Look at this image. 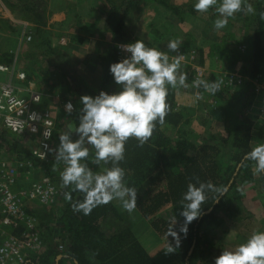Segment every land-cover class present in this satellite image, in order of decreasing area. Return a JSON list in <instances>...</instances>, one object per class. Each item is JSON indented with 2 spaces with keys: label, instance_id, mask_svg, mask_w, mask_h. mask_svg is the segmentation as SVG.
Masks as SVG:
<instances>
[{
  "label": "rangeland",
  "instance_id": "rangeland-1",
  "mask_svg": "<svg viewBox=\"0 0 264 264\" xmlns=\"http://www.w3.org/2000/svg\"><path fill=\"white\" fill-rule=\"evenodd\" d=\"M114 1L120 3L122 0ZM163 1L171 6L180 7H186L196 2V0ZM258 1L245 0L253 7ZM5 3L13 4L15 7H8ZM99 3H101L102 12L107 15L109 12L107 0H99ZM36 7L37 0H0V54L8 53L13 54L14 57L18 56L19 69L27 71L29 79L35 82L42 94L40 108L49 111L55 118L54 149L59 144V135L68 131L69 126L75 127V111L78 109L79 112L81 108L77 107L81 105L78 92L81 93L86 88H83V81L80 77L77 81L74 80L76 83L73 82V76L68 77L71 81L70 84L60 76L62 71L54 69L55 72H53L51 67L42 66L40 62L32 58L33 54H30V51L39 52L36 51L37 43L40 42V38L44 34H39V28L36 27L35 20L41 18V14L37 15L39 12L35 10ZM9 13L16 22H11L6 18ZM191 16L194 17L193 22H186L155 0H141L132 10L126 25L130 43L142 39L147 46L166 52L171 60L176 53L169 51L167 44L170 40L177 39L180 41L179 51L184 54L179 71L183 72L185 66L192 63L196 67V79L214 74L218 80L223 81L221 87L224 90L225 100L211 97L207 93L201 95L192 85H188L186 88H175L177 110L179 109L182 119L176 127H164V132L171 138H176L180 133H184L189 140L196 144H200L204 138L210 135L225 137L227 136V126H232L235 114L240 111L242 105L245 106V99L251 94L253 104L239 118L242 121H248L252 126V147L264 142V139L261 138L264 125V81L255 82L246 74L255 28L254 15L243 12L240 15L236 13L232 18H229L227 26L221 30H216L213 27L215 19L218 18L215 6L206 13L196 12ZM193 27H195L194 31L191 30ZM86 32L88 31L79 25V30L71 31L68 35H73L71 40L79 43L81 39L85 40ZM105 32L104 39H107V44H109L111 36L106 29ZM28 37H31V40H28ZM3 38L7 42H4ZM68 39L70 38L68 37ZM68 39L64 42L60 38V45L65 46ZM208 43L211 44L208 45ZM82 53L87 56L85 52ZM235 61L236 63L233 64ZM39 71L43 73L42 76L39 75ZM7 80L8 76L0 74V82ZM67 102H71L75 108L71 115H68L64 109ZM179 106L183 108H179ZM16 138L32 150L33 145L28 139ZM77 138L73 134V139ZM0 160L12 162L15 159L7 153L6 149L1 148ZM48 164L54 175L50 180L63 192L65 189L61 187L60 173L64 165L55 163L53 153ZM88 164L94 171L97 170L91 159ZM103 167L106 166L103 165ZM43 170L41 166L37 167L30 174V180L45 181L44 174L46 172ZM27 182H22L20 188H28ZM238 190L240 191L238 198L242 203L240 210L242 215H231L227 209L228 206H224L216 214L214 223L208 224L204 229L206 234L203 240L210 251V256L208 255L206 258L207 261H214L222 250L234 249L244 243L254 231H264V181L259 174H255L254 180L239 181ZM231 202L233 201L230 200L229 205ZM63 206L59 193L53 206L46 207L37 203H29L28 209L38 211L40 221L46 223L47 227L55 228V220L60 217ZM124 213L120 215L122 218L120 217L119 220L111 215L107 223L108 232L114 231L117 227H130L132 231L134 230L138 240L143 237L142 240H144L149 255L157 264H186V262L207 264L206 260L203 261L199 258V252L193 256V251L190 252L188 258H185L184 263L183 251L175 247L174 239L163 238L153 230L152 219L143 218L137 209L131 214L126 211ZM151 230L152 232H150ZM41 236L43 238V234ZM60 242L62 241L56 237L44 236L43 239L46 248L49 246L57 251H59L57 247ZM192 256L193 259H190Z\"/></svg>",
  "mask_w": 264,
  "mask_h": 264
},
{
  "label": "trees",
  "instance_id": "trees-1",
  "mask_svg": "<svg viewBox=\"0 0 264 264\" xmlns=\"http://www.w3.org/2000/svg\"><path fill=\"white\" fill-rule=\"evenodd\" d=\"M140 1L122 0L118 3L114 0H107L109 12L105 29L111 36V44L101 56L103 68L107 71V82L111 76L110 65L118 62L115 45L131 42L126 25L132 10ZM155 1L171 10L180 19L187 14L195 15L197 12L194 10V4L180 7L171 6L163 0ZM5 4L15 7L13 4ZM254 9L256 10L253 14L255 28L246 74L250 79L256 81L264 68V20H261L259 16V13L264 12V0H259ZM38 24L40 25L41 21ZM13 59V54H0V63L9 65ZM235 63L236 61L233 62V64ZM183 72L187 74L186 84L192 85V81L196 79L195 65L192 63L186 65ZM77 79L79 78L75 76L74 80L77 81ZM202 79L209 82L219 81L214 74ZM197 92L201 95L207 93L202 88H197ZM78 94L80 100L84 93L78 92ZM209 95L221 100L226 99L222 87L215 95ZM251 96L249 94L246 97L245 106L242 105L240 111L235 114L232 126H227V136L210 135L204 138L200 144H196L189 140L184 133H180L176 138H171L164 132V127H176L182 119L179 109L177 110L176 90L169 88L167 97L169 111L165 122L162 125L156 124L152 136L143 146H138V141L134 138L126 144L125 159L120 163V166L125 170L127 185L137 189L136 209L143 218L152 219L153 230L163 238L174 239L166 235L170 217L177 216L178 223L173 230L178 233L179 227L184 223V218L178 214L181 210L182 194L187 190L189 182L195 183L197 180L211 182L216 187L227 189L226 193L218 200H216L215 193H208L207 199L202 205V215L188 225L186 236L179 233L180 245L175 247L183 251L184 263L191 251H193V256L199 252V258L203 261L208 255L210 256V251L203 240L206 234L204 229L208 224L214 223L216 214L224 206H228L229 214L242 215L238 185L239 181L254 180L255 162L245 159V154L252 149V126L248 121H242L239 117L252 106ZM77 112L78 109L75 111V125L79 116V112ZM261 138L264 139V125ZM1 148L6 149L7 153L18 161H30L37 167L41 166L46 172L45 178H53L49 162H41L36 159L29 147L0 129ZM105 166L111 167V164ZM259 176L264 181V173ZM66 191H72V201L65 199ZM60 195L64 206L60 217L55 220V228L47 227L46 223L41 222L38 211H27L31 217L37 219V230L43 234V239L44 236L56 237L67 246L64 253L48 246L47 253L40 259L39 264H54L59 255H65L72 264L74 262L76 264H157L140 244L130 227H117L114 231L108 232L107 223L110 215L118 220L120 218L112 202L93 208L91 213L85 216L82 213L73 212L71 207L76 200H82L81 193L65 189L63 192L60 191ZM230 200L233 202L229 205ZM166 207L168 209H165ZM193 256L190 259H193ZM206 262L214 264V261L206 260ZM186 264L192 263L186 262Z\"/></svg>",
  "mask_w": 264,
  "mask_h": 264
},
{
  "label": "clouds",
  "instance_id": "clouds-1",
  "mask_svg": "<svg viewBox=\"0 0 264 264\" xmlns=\"http://www.w3.org/2000/svg\"><path fill=\"white\" fill-rule=\"evenodd\" d=\"M218 5V6H217ZM215 6L218 18L213 27L224 29L236 13L255 14L256 10L245 0H196L194 10L206 13ZM264 20V12L259 13ZM180 41L170 40L167 49L176 53L169 55L155 47H149L140 39L134 43L118 45L128 55L120 62L110 65L109 71L119 90L115 93L101 91L95 97L81 96L78 122L75 127L59 135V144L49 149L56 164L64 165L60 173L61 187L82 194L71 207L73 212L87 216L93 208L119 201L122 209L131 214L137 208V189L125 181V170L120 163L125 159L127 142L134 138L143 146L152 136L156 124H163L169 111L167 97L169 88H186L187 74L179 71L184 54L179 51ZM223 81L209 82L194 79L192 87L202 88L215 95ZM71 115L74 106L64 105ZM73 134L78 138L73 139ZM50 133L44 132L48 137ZM94 150V151H92ZM91 153V154H90ZM91 159L97 170L89 167ZM245 159L255 162V174L264 173V142L256 144L245 154ZM111 164V167L103 165ZM227 189L216 187L211 182H189L182 194L179 216L184 223L179 233L187 235L188 225L202 215V205L208 193H215L216 200ZM65 199L72 201V191L65 192ZM177 216L168 221L167 236L180 245V236L173 229ZM171 249L173 247L170 246ZM214 264H264V231H254L250 237L234 249L222 250Z\"/></svg>",
  "mask_w": 264,
  "mask_h": 264
},
{
  "label": "built area",
  "instance_id": "built-area-1",
  "mask_svg": "<svg viewBox=\"0 0 264 264\" xmlns=\"http://www.w3.org/2000/svg\"><path fill=\"white\" fill-rule=\"evenodd\" d=\"M124 44L127 43L115 45L118 62L128 55L117 47ZM18 60L15 56L9 65L0 63V74L8 76L7 81L0 82V129L28 139L33 145V156L48 163L52 157L49 149H53L55 118L40 108L43 96L28 74L19 69ZM260 80L264 81V72L255 82ZM45 131L50 133L48 137L44 136ZM36 169L30 161L0 160V264L40 262L43 238L37 230V219L27 213L28 204L51 207L60 190L50 179L30 180ZM22 182H27L28 188H20ZM66 247L60 242L57 248L64 253Z\"/></svg>",
  "mask_w": 264,
  "mask_h": 264
},
{
  "label": "crops",
  "instance_id": "crops-1",
  "mask_svg": "<svg viewBox=\"0 0 264 264\" xmlns=\"http://www.w3.org/2000/svg\"><path fill=\"white\" fill-rule=\"evenodd\" d=\"M35 10L39 12L37 15L43 14L42 16L40 15L41 18L36 19L35 22L36 27L39 28L38 33H44L40 38V42L37 43L36 51L38 50L39 52L30 51L35 61L40 62L42 66L51 67V71L53 72H55L54 69L62 71L63 73L59 72L61 74L60 76L65 78V81L70 84L71 81L68 77H80L83 81V88H86L81 91V93H84V96H96L101 91L108 92L109 94L118 91V85L114 83L112 75L107 82V71L103 68L101 62V56L103 52L107 51V47L111 42L107 44V39H104L106 35L105 23L107 15L102 12L99 0H37V7ZM6 18L11 22H16L10 13ZM182 19L186 22H193L194 17L185 15ZM39 21H41L42 25H37ZM79 25L88 32H86L85 40L82 41L81 39V42L78 43L73 42L71 40L73 35L68 34L76 29L79 30ZM194 28L195 27L191 30L194 31ZM68 37L70 39H68ZM60 38L64 40V42L68 39V43H65V46L60 45ZM2 40L7 42L5 38ZM209 44L211 43H208V45ZM82 52H85L87 56H84ZM42 74L41 72L39 75L42 76ZM73 82L76 83L74 78ZM53 94L55 93L53 92ZM77 107L80 108L82 105H78ZM179 108L183 107L179 106ZM112 204L119 215L125 214L119 201H112ZM150 232H152V230ZM142 239L143 237L138 241L147 251L144 240ZM46 253L47 248L44 246L41 250V258L43 255L45 256ZM54 264H72V262H70L65 255H59ZM74 264H76V262H74Z\"/></svg>",
  "mask_w": 264,
  "mask_h": 264
},
{
  "label": "water",
  "instance_id": "water-1",
  "mask_svg": "<svg viewBox=\"0 0 264 264\" xmlns=\"http://www.w3.org/2000/svg\"><path fill=\"white\" fill-rule=\"evenodd\" d=\"M209 213V212H208Z\"/></svg>",
  "mask_w": 264,
  "mask_h": 264
}]
</instances>
